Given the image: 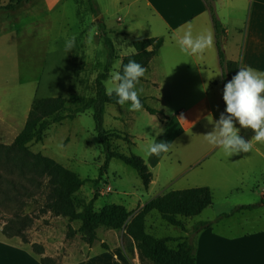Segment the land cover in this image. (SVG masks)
<instances>
[{
	"label": "rangeland",
	"instance_id": "1",
	"mask_svg": "<svg viewBox=\"0 0 264 264\" xmlns=\"http://www.w3.org/2000/svg\"><path fill=\"white\" fill-rule=\"evenodd\" d=\"M10 1L0 0V6ZM48 1L49 4L46 0H30L27 4L18 5L17 9L11 11L12 13H8L10 10L0 8V144L5 146L11 145L23 130L36 100L61 96L67 99V106L74 110L94 97L96 78L104 70L108 58L105 39L111 38L117 48V54L121 56L130 45L129 41L127 45V37L122 29L127 30L130 41L144 39L148 37L147 29L153 21L144 18L139 22L127 16L122 23L117 22L118 15L114 14L117 7L114 0H97L100 11L105 14L104 18L99 17L93 10L91 0ZM73 36L76 37L75 46L71 52H67L65 42ZM119 67V61L115 60L111 75L117 72ZM111 75L105 81L106 87L111 86ZM184 89L178 87L173 90L171 86L161 88L151 85L140 94L142 97H148V103L152 108L159 110L156 115H159L160 128L164 131L157 136L155 130L158 128L147 117L140 118L136 125L132 126L134 141L139 144L138 147L131 149L132 153L143 156L148 145L157 137H166L168 127L176 116L174 109L187 107L200 97L197 94L191 99L183 94ZM120 114L122 106L107 105L105 128L125 131ZM167 114L172 115V119L166 116ZM139 135L145 136L148 141L142 140ZM186 138L187 131L165 154L159 166L153 171L150 169L157 180L152 189L146 188L138 172L121 159H112L108 169L102 172L106 156L95 130L91 111L51 125L44 132L43 141L31 143L30 149L55 159L77 173L81 179L87 180L84 189L74 195V204L78 212L83 211L98 191L96 210L99 211L111 203L123 204L133 212V216L140 199L145 196L158 193L160 189L178 190L195 185L194 175L201 169L195 166L187 167L200 155V149L210 143L201 134L190 148L186 144ZM260 145L264 151V143ZM128 148L123 140H113V150L127 154ZM211 158L213 157H209ZM9 161H0V182L5 187H9L5 184V179H15L22 183L21 202L25 203L22 213L30 214L34 219L26 233L35 253L40 249L44 254L53 255L54 257L45 258L48 264H62L64 261L73 260L74 255H85L87 243L81 233H76L72 239L67 238L69 225L77 230L82 221H72L51 211L44 212V203L49 193L45 177L40 176V179L37 178L38 181L29 179L31 175L20 166V163ZM247 168L237 167V170L244 171ZM183 169L187 170L180 181L167 185L171 183L172 177ZM244 173L243 178L240 176L241 173L231 180H225L217 174L213 175L207 182L214 193L213 205L206 208L201 215L186 219L188 228L185 230L167 224L161 215L154 211L148 217L146 231L156 238L179 237L190 240L196 225L208 221L217 224L219 221H215L221 214L228 213L239 205L261 204L264 176L256 177L247 175L245 171ZM0 201H6L11 206L7 209L3 208L4 203L0 205V229L3 231V226L12 220L15 210L23 203L8 200L7 195L2 192ZM258 215L264 218V207L259 211L239 213L237 217L227 222H251ZM129 220L121 229L116 230L119 231V236L127 233ZM108 230L112 229L102 227L97 230V236L110 241L114 235L109 234ZM168 245L172 248L177 247L176 242H170ZM97 249L102 248L97 245ZM141 263L164 264L165 260L160 257L155 262L146 258L141 260Z\"/></svg>",
	"mask_w": 264,
	"mask_h": 264
},
{
	"label": "crops",
	"instance_id": "2",
	"mask_svg": "<svg viewBox=\"0 0 264 264\" xmlns=\"http://www.w3.org/2000/svg\"><path fill=\"white\" fill-rule=\"evenodd\" d=\"M3 1L8 2L9 0ZM46 1L49 4V1ZM91 1L97 9L99 17L104 18L105 14L99 9V2L97 0ZM114 2L117 7L114 13L118 15L117 22L122 23L127 16H131L139 22L144 18L147 21L153 20L147 29L149 33L147 38L164 39L162 48L152 59L137 88L142 87L145 91L151 85L161 88L171 86L173 90L182 87L185 88L183 94L191 99L195 98L197 94L200 95L193 104L174 109L176 116L168 127L166 137H157L154 141L156 143L166 141L174 145L187 131L186 144L192 148L195 144L193 141L197 140L201 134L205 136L214 130L215 122L219 119L220 114L225 112L223 101L224 70L219 61L214 23L206 4L203 0H114ZM215 5L217 17L226 31L223 50L227 60L237 63L238 71L240 67H251L257 72H264V0H216ZM12 10L8 13H12ZM120 13L123 15L121 16ZM109 21L111 20L109 19ZM120 29L122 28L120 27ZM189 29H191L194 37L201 33L213 36L212 46L206 49L203 54L189 55L181 51L178 40ZM122 31L127 37V45L128 41L131 45L127 46L125 52L120 56L123 58L135 53V50L132 45L134 40L130 41L126 29H122ZM118 61L121 66L122 60ZM203 85L205 89L207 87L206 91L201 90ZM145 98H147L148 103V97ZM125 105L131 106L128 103ZM129 106H122V114L119 116L123 121L125 131L108 130H116L130 135L133 144L128 145L124 141L129 146L130 153L132 148L139 146L138 142L134 141L132 135L134 127L132 126H135L140 118L147 117L158 128L160 127V119L159 115L151 114L145 107L139 111H130ZM161 110L164 111V109ZM166 116L170 115L167 114ZM234 124L239 129V135L246 142L254 137L255 133L252 129L241 128L238 121H235ZM139 138L148 141L145 136L139 135ZM252 143L253 148L250 152H241L233 156L226 154L221 147L206 144L200 149V155L187 167L195 166L201 169L199 173L194 175L196 183L195 185H188L189 187L184 189L209 187L211 185L207 183L208 180L216 174L225 180H231L241 173L240 176L243 178L244 171L250 176H264V151L260 145L264 142L253 140ZM165 154L167 153H162L160 156H148L145 153L141 157L153 171L159 166ZM209 157L213 158L209 159ZM237 167L248 168L240 171L237 170ZM186 170L178 171L172 177L171 183L167 185L179 182ZM156 182L157 180L153 176L148 189H152ZM83 189L82 187L81 190ZM167 191L170 190L160 189L158 193L140 199L134 215L140 212L152 199ZM263 195L264 191L262 192ZM262 207L264 206L260 205L259 208L248 211H259ZM243 212L222 219L217 224L213 223L209 228L198 233L196 264H264L263 216L258 215L251 222H227ZM182 221L188 228L186 219H182ZM108 233L114 235L110 241L98 237L92 246L87 244L85 255H74L72 256L73 260L64 261L62 264H142L136 244L126 232L122 237L119 236V231L115 229L108 230ZM97 245H100L102 249H97ZM47 257L54 256L48 253L38 255L35 253L32 244L17 237H6L0 229V264H45L43 260ZM68 257L70 256H65V258Z\"/></svg>",
	"mask_w": 264,
	"mask_h": 264
},
{
	"label": "trees",
	"instance_id": "3",
	"mask_svg": "<svg viewBox=\"0 0 264 264\" xmlns=\"http://www.w3.org/2000/svg\"><path fill=\"white\" fill-rule=\"evenodd\" d=\"M29 1L30 0H11L10 3L0 6V8L12 10L20 4L29 3ZM203 1L214 23L219 61L224 70L225 86V84L238 73V65L233 61H228L225 56L223 40L226 31L217 17L216 0ZM92 6L93 10L98 13L93 3ZM163 44L164 39L157 37L134 40L132 45L135 53L126 55L122 58L118 56L117 48L111 38L107 37L105 39V45L108 48V58L104 70L100 72L96 78L95 96L74 110L67 106V99L61 96L38 99L33 102L25 126L17 135L14 142L8 146L0 144V161L10 160L9 162L11 163H20V166H22V168L24 167L29 175H31L29 179L34 181H38L37 178L40 179V176L45 177L49 193L44 203V212L51 211L54 214L68 217L72 221H82V225L77 230L69 225L67 238L72 239L75 237L76 233H81L84 241L92 246L98 239L97 230L100 227L118 230L125 225L129 218H131L127 226V234L136 244L142 261L148 258L157 262L161 257L165 260L164 264H196L197 235L202 230L209 228L214 221L202 222L196 225L194 235L188 240L187 238L179 237L156 238L146 231L147 217L151 212L156 211L167 224L185 230L186 224L182 219L196 217L213 204L214 196L210 187L204 186L167 191L152 199L140 212L133 216L132 212L121 204H107L101 208V210H96L95 202L99 195L97 191L83 211L78 212L74 204V195L81 190L87 180L81 179L77 173L65 167L55 159L42 153H35L30 149L31 143L43 141L44 132L51 125L61 123L67 118H73L77 114L91 111L95 121V130L106 156L102 172L108 169L112 159H121L138 172L143 185L148 188L153 180V174L145 160L132 152L123 154L112 149L114 139H121L128 145H132L133 142L129 134L105 128L106 106L109 104L119 105L116 102L118 98L115 94H113L112 97L106 95L105 81L111 75L115 60H122L119 69L121 72L123 65L127 64L129 60H135L148 69L152 59L159 53ZM142 78L143 77H141L140 80ZM139 98L143 107L151 114L159 113L158 110L148 105L147 98ZM128 104H130V102H128ZM224 109H226L225 102ZM4 181L9 187H5L4 184L0 182V192L6 194L8 200L23 203L21 202L23 195L22 183L15 179H5ZM3 203V208L10 209L11 206L6 201H0V205H3ZM24 205L25 203L21 204L18 210H15L12 220L6 222L3 226V233L7 237H20L24 242L29 243L30 240L26 231L32 226L34 219L30 214L22 213ZM260 205H264V195L261 198V204L239 205L232 211L221 214L215 222L231 217L241 211L254 210ZM170 242H176L177 247H170L168 245ZM36 253L39 255L44 254L40 249L36 251ZM43 261L45 264H48L45 259Z\"/></svg>",
	"mask_w": 264,
	"mask_h": 264
},
{
	"label": "clouds",
	"instance_id": "4",
	"mask_svg": "<svg viewBox=\"0 0 264 264\" xmlns=\"http://www.w3.org/2000/svg\"><path fill=\"white\" fill-rule=\"evenodd\" d=\"M75 40L76 37L73 36L65 42L67 52H71ZM178 44L181 51L186 54H203L212 46L213 36L201 33L194 37L189 29L178 40ZM146 71L147 69L135 60H129L123 65L122 72L117 71L111 75V86L106 87V95L112 97L115 94L119 105L123 106L130 102L129 110L139 111L143 107L139 98L143 88H137V85ZM207 87L205 89L203 85L201 90L206 91ZM223 100L226 104L225 112H222L215 122L214 130L205 134L207 141L213 146L221 147L229 156L250 152L253 148V140L264 142V72H257L251 67H240L238 73L225 84ZM235 121H238L241 128H250L254 131L255 135L250 141L246 142L239 135ZM163 131L164 129L160 127L155 130L157 136ZM172 146L171 142H153L148 145L146 154L160 156L169 152Z\"/></svg>",
	"mask_w": 264,
	"mask_h": 264
},
{
	"label": "built area",
	"instance_id": "5",
	"mask_svg": "<svg viewBox=\"0 0 264 264\" xmlns=\"http://www.w3.org/2000/svg\"><path fill=\"white\" fill-rule=\"evenodd\" d=\"M110 190H111V188H110Z\"/></svg>",
	"mask_w": 264,
	"mask_h": 264
}]
</instances>
